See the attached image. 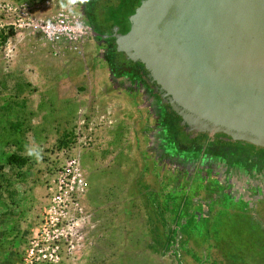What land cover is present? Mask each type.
I'll return each mask as SVG.
<instances>
[{"label": "rangeland", "instance_id": "rangeland-1", "mask_svg": "<svg viewBox=\"0 0 264 264\" xmlns=\"http://www.w3.org/2000/svg\"><path fill=\"white\" fill-rule=\"evenodd\" d=\"M27 1L39 4L44 0ZM119 1L123 0L115 3ZM57 2L67 4L65 0ZM125 2L122 9L101 7L102 14L107 11V16L110 12L116 16L92 17V26L98 31L123 32L138 0ZM96 10L98 12L99 7ZM107 41L122 45L119 39L108 38ZM69 53L80 61L83 59L82 55ZM93 53L88 44L83 56L88 58ZM89 61L86 74L75 76L71 92L81 90L87 96L103 92L101 80L105 78L107 64L94 56ZM8 72L0 69V94L3 92L1 79ZM63 93L69 92L63 90ZM67 106L66 115L71 113L73 104ZM88 106L82 122L78 119L86 126L87 133L75 129L76 121L67 133L45 135V139L36 128L32 131L27 126L24 133L22 128L17 132L22 121L17 118V111L0 109V264H21L30 238L39 233L45 219L51 215V196L57 190L59 178L66 173V162L77 159L83 171L81 153L97 150L111 166L106 172L119 175L114 184L121 188L119 196L125 214H121L122 222L116 230L117 245H104L106 254L100 255L96 254L94 243L88 247L89 242L84 240L72 261L63 264H264L263 185L255 191L243 188L241 193L220 191L213 173L207 174L204 169H191L190 173L185 171L188 175L184 179L169 177L168 182H164L168 173L153 165L143 146L139 143L135 146L138 140L130 133L129 124L114 110L99 113L91 109L92 104ZM113 130L116 131L114 136ZM195 135H206L197 146H206L215 159L222 158L226 166L238 162L250 168L264 163V141L247 139L244 143L237 134L196 121L185 132L186 137ZM88 138L91 140L87 141ZM78 142H82L84 148L81 147L80 152L69 148L79 146ZM96 145L98 149L89 150ZM84 168L87 170L88 166ZM86 179L88 189L84 200L95 203V207L112 206V202L99 198L104 186L100 173ZM151 207L163 210V214L158 215L161 220L155 219L153 214L142 213V208L150 211ZM87 214L92 221L93 213ZM87 214L83 213L85 219ZM160 223L166 225L162 234L151 231V227L158 231ZM151 234L159 238L154 244ZM110 250L118 254L112 260L108 259Z\"/></svg>", "mask_w": 264, "mask_h": 264}, {"label": "water", "instance_id": "water-1", "mask_svg": "<svg viewBox=\"0 0 264 264\" xmlns=\"http://www.w3.org/2000/svg\"><path fill=\"white\" fill-rule=\"evenodd\" d=\"M116 37L191 121L264 141V0H141Z\"/></svg>", "mask_w": 264, "mask_h": 264}, {"label": "crops", "instance_id": "crops-1", "mask_svg": "<svg viewBox=\"0 0 264 264\" xmlns=\"http://www.w3.org/2000/svg\"><path fill=\"white\" fill-rule=\"evenodd\" d=\"M69 52L64 51L59 56L53 55L46 47L33 40L32 37H28L20 45L16 63L8 70L9 72L5 75V78L1 79V88L4 93L0 94V109L8 112L17 111V118L22 120L20 126H17V132H20L19 130L22 128L21 131L24 133V129L27 126L31 127L32 131L33 129L35 131L36 128L45 139V135L57 132L67 133L69 129L74 127V123L78 122L75 129L80 130L82 133H85V131L87 133L86 126L82 125L81 122L84 118L83 112L89 109V104H92L91 109L93 111H98L99 113L115 111L114 113L116 114L117 112V116H121L127 112L128 108L126 105L115 92L109 89L108 83L105 82L104 78L101 80L102 84L104 83L103 92L94 96L84 95L80 92L81 90L75 93L71 92L75 84V76L77 74H86V70L89 69V60H92L93 55L90 54L89 57L87 56L88 58L82 55L83 59L80 61V59L73 57ZM28 66L32 67L35 74L25 70ZM15 90H17V93H15ZM63 90L69 93L65 94ZM68 104H73V108L71 113L66 115L64 110L68 107ZM115 132L113 130V136ZM96 134L98 133L96 132ZM98 141H101V138ZM78 143L79 146L77 144L74 148L73 146L69 148L81 150L83 144L82 142ZM96 146L89 150L98 149L99 145ZM108 163L98 150L90 153L89 151L88 153H81V166L86 178L94 173H100L104 186L103 191H100L101 195H99V198L103 201L112 202V206L100 204L95 207V203L84 200L85 196L81 198L83 213L92 212L94 215L93 220L98 219V224L95 227H90V217L88 214L86 215L85 223L82 227V232L84 231L83 234L85 236L84 240L89 242L88 247H92L94 243L93 248H96V254L100 255L106 254L103 249L104 245H117L115 243L116 230H118V226L122 222L121 214H125V207L121 205L123 202H121L119 196L121 188H116L114 184L116 176L119 175L110 174L109 171L106 172L107 168H111ZM84 166H88V169L86 170ZM149 210L142 208V213L153 214L155 219L161 220L158 215L160 213L163 214L162 209L151 207ZM162 224L160 223L158 231L153 227H151V231L154 229L155 232L162 234L166 230V225ZM158 239L155 234H151L152 244ZM99 248L102 249L99 250ZM113 252L114 250L109 251L108 259L112 260L114 256H118V254H113ZM102 258H105V256Z\"/></svg>", "mask_w": 264, "mask_h": 264}, {"label": "flooded vegetation", "instance_id": "flooded-vegetation-1", "mask_svg": "<svg viewBox=\"0 0 264 264\" xmlns=\"http://www.w3.org/2000/svg\"><path fill=\"white\" fill-rule=\"evenodd\" d=\"M65 1L91 28L92 17H107L106 14H102L100 8L117 0ZM140 1L138 0V4ZM96 7H99V13ZM108 38L118 40L116 33L97 31V36H93L90 43L93 56L103 59L107 64L104 68L105 82L128 108L120 118L129 124L130 133L138 140L135 146L138 143L143 146L153 165L161 167L162 171L168 173L163 179L164 182H168L169 177L184 179L188 175L185 171L190 173L191 169L194 171L204 169L207 174L213 173L220 191L235 190L241 193L243 188H253L255 191L259 185L264 186V163L250 168L238 162L226 166L222 158L215 159L206 146H196V135L186 137L185 132L194 121L175 108L170 97L163 94L139 61L132 59L128 54L126 56L121 54L124 49L117 46L118 43L109 44ZM246 141L247 139L243 138V142ZM152 177L156 178L154 175Z\"/></svg>", "mask_w": 264, "mask_h": 264}, {"label": "built area", "instance_id": "built-area-1", "mask_svg": "<svg viewBox=\"0 0 264 264\" xmlns=\"http://www.w3.org/2000/svg\"><path fill=\"white\" fill-rule=\"evenodd\" d=\"M28 37L59 56L64 51L84 55L93 35L86 20L68 3L0 0V64L4 70L14 66L19 47ZM25 70L35 74L31 66ZM65 172L51 196V215L45 219L39 233L30 238L21 264L68 263L84 241L81 198L88 189L87 179L77 159L66 162ZM96 224L98 219L89 221L90 227Z\"/></svg>", "mask_w": 264, "mask_h": 264}, {"label": "trees", "instance_id": "trees-1", "mask_svg": "<svg viewBox=\"0 0 264 264\" xmlns=\"http://www.w3.org/2000/svg\"><path fill=\"white\" fill-rule=\"evenodd\" d=\"M124 1V2H123ZM122 2H117V3H113V4H109V5H106V6H102V7H107V8H111V7H120L121 9L124 7V5H126L125 3V0H123ZM137 5H138V3H137ZM135 8V7H134ZM134 8H133V10L131 11V13L134 11ZM106 15H107V11L105 12V11H103ZM112 12H110V14H111ZM110 14L108 13V16L107 17H114V16H116V14H111V16H110ZM104 22H105V20H104ZM106 23V22H105ZM91 30H92V33H97V29L96 28H94L93 26L91 27ZM121 54H123L124 56H126L127 55V52L125 51V50H123V51H121L120 52ZM125 59V57L123 58V60ZM202 137H204V136H202V135H200V136H197V138H196V140H195V143H197L199 140H202ZM197 141V142H196ZM197 146V145H196ZM197 147H200V146H197Z\"/></svg>", "mask_w": 264, "mask_h": 264}]
</instances>
